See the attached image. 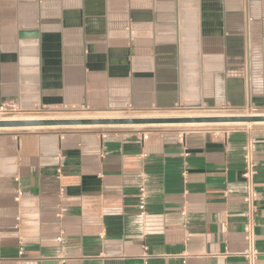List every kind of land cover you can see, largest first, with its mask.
<instances>
[{
  "label": "crops",
  "instance_id": "obj_1",
  "mask_svg": "<svg viewBox=\"0 0 264 264\" xmlns=\"http://www.w3.org/2000/svg\"><path fill=\"white\" fill-rule=\"evenodd\" d=\"M0 34L22 114L264 109V0H0ZM179 134L1 133L0 264H247L248 140L264 264V128Z\"/></svg>",
  "mask_w": 264,
  "mask_h": 264
},
{
  "label": "rangeland",
  "instance_id": "obj_2",
  "mask_svg": "<svg viewBox=\"0 0 264 264\" xmlns=\"http://www.w3.org/2000/svg\"><path fill=\"white\" fill-rule=\"evenodd\" d=\"M264 113L263 110H257L250 107H221L217 109H198V108H179L169 111H158L148 113H134L132 111L126 112H104L97 113L89 110L88 108H60L55 110H35L31 113H18L14 118H31V117H64L71 116L74 118L90 117V118H133L135 116L147 117V116H165V115H254ZM134 115V116H133ZM99 116V117H97ZM101 116V117H100ZM116 116V117H115ZM12 117V118H13ZM219 127V128H218ZM237 128H248V129H261L264 128V124H240V125H198V126H177V127H138V129H177L179 132H186L198 129H237ZM96 129L102 131L109 130H125V128H106V127H73V128H49V127H38V128H23V129H4L0 130L1 133L9 134H21L24 132H70L78 130ZM136 129V128H132Z\"/></svg>",
  "mask_w": 264,
  "mask_h": 264
},
{
  "label": "built area",
  "instance_id": "obj_3",
  "mask_svg": "<svg viewBox=\"0 0 264 264\" xmlns=\"http://www.w3.org/2000/svg\"><path fill=\"white\" fill-rule=\"evenodd\" d=\"M0 59H1V34H0ZM20 112L18 106L14 103L4 102L0 97V120L11 119L13 116ZM185 132H180L179 137L184 140ZM149 134H142V140L146 141ZM244 170L242 177L244 179L245 191L243 195V202L245 204V240L247 249L244 251L243 256L247 264H256L258 258V251L256 248V216L258 212V199L259 193L256 185L257 163L255 160V143L253 140H248L244 147ZM21 193H18L16 200L19 201ZM139 209L142 214L146 210V194L145 188H140L139 193Z\"/></svg>",
  "mask_w": 264,
  "mask_h": 264
},
{
  "label": "water",
  "instance_id": "obj_4",
  "mask_svg": "<svg viewBox=\"0 0 264 264\" xmlns=\"http://www.w3.org/2000/svg\"><path fill=\"white\" fill-rule=\"evenodd\" d=\"M254 123L264 122L260 116H192V117H133L94 119H7L0 120L1 129H23L50 126H103V125H165L199 123Z\"/></svg>",
  "mask_w": 264,
  "mask_h": 264
},
{
  "label": "bare ground",
  "instance_id": "obj_5",
  "mask_svg": "<svg viewBox=\"0 0 264 264\" xmlns=\"http://www.w3.org/2000/svg\"><path fill=\"white\" fill-rule=\"evenodd\" d=\"M260 115H264V113H260V114H254V115H181V116H177V115H165V116H147L145 118L148 117H192V116H260ZM134 116V115H133ZM77 118L71 117V116H62V117H31V118H11L13 119H94V118H90L89 116L87 117H82V118H78V116H76ZM99 117V116H97ZM101 117V116H100ZM116 117V116H115ZM138 117V116H135ZM140 117V116H139ZM138 117V118H139ZM103 118V117H102ZM141 118V117H140ZM240 124H246V123H240V122H234V123H199V124H165V125H103V126H50L49 128H73V127H106V128H125V129H132V128H138V127H177V126H198V125H240ZM249 124H264V122H254V123H249ZM38 128V127H36ZM43 128V127H42ZM219 128V127H218ZM31 129V128H30ZM4 130V129H2ZM10 130V129H9ZM14 130V129H13Z\"/></svg>",
  "mask_w": 264,
  "mask_h": 264
}]
</instances>
